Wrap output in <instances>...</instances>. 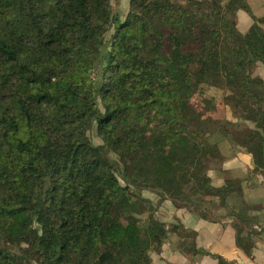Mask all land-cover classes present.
<instances>
[{"label":"trees","instance_id":"16d2710c","mask_svg":"<svg viewBox=\"0 0 264 264\" xmlns=\"http://www.w3.org/2000/svg\"><path fill=\"white\" fill-rule=\"evenodd\" d=\"M240 11L252 15L245 0H129L125 17L112 0H0V264H152L169 229L144 192L208 219L197 197L242 196L208 176L224 140L264 173V19L241 32Z\"/></svg>","mask_w":264,"mask_h":264},{"label":"crops","instance_id":"0c3cea01","mask_svg":"<svg viewBox=\"0 0 264 264\" xmlns=\"http://www.w3.org/2000/svg\"><path fill=\"white\" fill-rule=\"evenodd\" d=\"M245 2L252 13L249 14L251 23H254L252 16L264 19V0ZM241 12L244 11L238 13L237 19ZM220 145L223 160L208 172L210 181L216 187L227 180L238 181L242 196H227L225 201L218 197H197L196 204L207 212L208 219L191 209L176 208L170 200L158 207L159 196L152 193L144 196L169 229L162 250L152 253V264H219L214 256L221 257L225 264H264V173L255 174L252 156L230 140ZM221 168L231 177L222 175ZM178 224L194 232L196 248L210 255L194 254L173 231L172 226Z\"/></svg>","mask_w":264,"mask_h":264},{"label":"rangeland","instance_id":"374dc122","mask_svg":"<svg viewBox=\"0 0 264 264\" xmlns=\"http://www.w3.org/2000/svg\"><path fill=\"white\" fill-rule=\"evenodd\" d=\"M112 8L115 13H120L123 17H125L129 11V0H112ZM237 21H238V28L241 32L247 31L253 23V22L251 23L250 15L247 12H241V15H239ZM253 74L254 76H260L264 79V66H259L256 69H254ZM203 90H204V96L208 98H214L220 104V107L225 108V106H228L224 102V99H223L224 94L222 93L221 90L214 88V87H204ZM226 110H228L227 115L229 116V118H232V115H230L231 113H229V111H231L230 107L228 106ZM221 137H218L214 140L221 141ZM219 170L221 174L224 175L226 178L231 177V175L226 173L222 168ZM236 182L238 183V181ZM143 194L144 196H150L147 192H144ZM147 215H148V212L141 215V218H146Z\"/></svg>","mask_w":264,"mask_h":264}]
</instances>
